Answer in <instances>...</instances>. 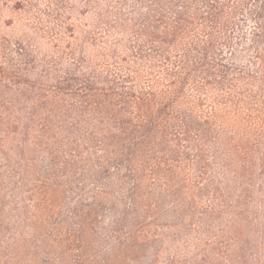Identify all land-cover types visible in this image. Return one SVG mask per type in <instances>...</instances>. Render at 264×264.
Listing matches in <instances>:
<instances>
[{"label": "trees", "instance_id": "trees-1", "mask_svg": "<svg viewBox=\"0 0 264 264\" xmlns=\"http://www.w3.org/2000/svg\"><path fill=\"white\" fill-rule=\"evenodd\" d=\"M14 1L0 264H264V0Z\"/></svg>", "mask_w": 264, "mask_h": 264}, {"label": "rangeland", "instance_id": "rangeland-1", "mask_svg": "<svg viewBox=\"0 0 264 264\" xmlns=\"http://www.w3.org/2000/svg\"><path fill=\"white\" fill-rule=\"evenodd\" d=\"M14 0H0V35L13 38L23 31L22 11L16 10ZM50 24V23H46Z\"/></svg>", "mask_w": 264, "mask_h": 264}]
</instances>
